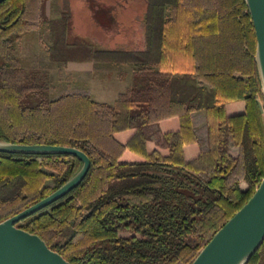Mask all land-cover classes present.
Masks as SVG:
<instances>
[{
  "label": "trees",
  "instance_id": "1",
  "mask_svg": "<svg viewBox=\"0 0 264 264\" xmlns=\"http://www.w3.org/2000/svg\"><path fill=\"white\" fill-rule=\"evenodd\" d=\"M49 1L0 3V141L77 147L91 166L16 225L71 264H191L264 176V91L246 1L147 0L141 50L70 42L64 14L49 54L129 67L131 84L113 103L52 91L24 67L18 42L54 22ZM81 166L70 154L0 152V222ZM246 264H264V241Z\"/></svg>",
  "mask_w": 264,
  "mask_h": 264
},
{
  "label": "rangeland",
  "instance_id": "2",
  "mask_svg": "<svg viewBox=\"0 0 264 264\" xmlns=\"http://www.w3.org/2000/svg\"><path fill=\"white\" fill-rule=\"evenodd\" d=\"M146 7L147 0H50L48 14L54 22L24 35L18 42L19 57L27 70H34L50 81L52 91L84 89L97 101L113 103L131 84L129 67L108 66L95 61L59 63L61 57L49 54L48 47L53 46V37L63 26L64 14H71L70 42L75 34L90 45L103 48L144 49ZM122 69L127 71L125 78L119 76ZM232 153L237 151L233 149Z\"/></svg>",
  "mask_w": 264,
  "mask_h": 264
},
{
  "label": "water",
  "instance_id": "3",
  "mask_svg": "<svg viewBox=\"0 0 264 264\" xmlns=\"http://www.w3.org/2000/svg\"><path fill=\"white\" fill-rule=\"evenodd\" d=\"M5 0H0L2 3ZM256 34V62L264 91V0H245ZM0 152L15 154H70L80 170L54 192L0 222V264H71L42 237L16 224L66 196L86 177L90 157L73 146L0 141ZM264 241V176L252 197L201 249L191 264H246Z\"/></svg>",
  "mask_w": 264,
  "mask_h": 264
}]
</instances>
